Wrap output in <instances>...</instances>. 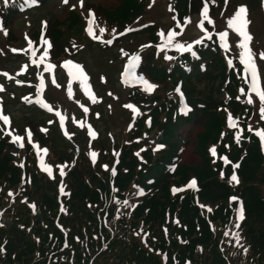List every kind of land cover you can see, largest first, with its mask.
I'll return each instance as SVG.
<instances>
[{"label":"rangeland","instance_id":"obj_1","mask_svg":"<svg viewBox=\"0 0 264 264\" xmlns=\"http://www.w3.org/2000/svg\"><path fill=\"white\" fill-rule=\"evenodd\" d=\"M42 1L41 3L43 4L39 6V10H32L26 15L7 16L14 11L0 14V20H3L6 28L8 25L10 29L7 28V30H10L9 33L12 35V37L9 35L7 38L5 30L3 35L0 34V49L6 50L8 53L6 58H4L3 54H0V73L7 72L15 79L25 81L24 84L17 85L14 79L9 80L0 75V84L4 80L3 85L6 89V91L0 92V101H2L4 113L13 120L12 128L20 134H23L25 127L30 128L33 133V140L40 146L49 149L48 154L44 156V160L53 166L55 179L49 178L42 171L35 150L30 145H26L25 148L21 149L10 141V137L0 132V140H3L5 144L4 149L0 150V188L6 193L12 191L16 198H21L20 193L22 191H32L31 182L34 180L36 182L34 186L38 189L37 193L53 198L57 205L56 197L62 195L59 192V188L63 186L66 195L71 196L75 182L82 180L87 184L90 191H98L101 195L100 207H102L107 202L104 196L112 193L110 191V182L115 177H111L110 173L104 171L101 165L108 164L110 167L115 165L122 181L124 177L130 175V181L126 185L127 189L122 191L123 189L121 188L123 194H119V199L121 201L128 199L129 202L135 204L134 208L130 207L129 209L132 214L141 205L144 198L150 199L152 195H154L153 198L159 200L162 198V189L155 187L148 193L142 190V195H133L135 200H130L129 193L134 191L133 185L142 184L139 174L141 172L144 175L148 174L155 164L159 163L165 167L166 163H168L169 170L166 175H168L167 186L170 185V187H168L167 192L170 197L176 195L180 198L177 201L176 209L173 210L176 211V217L167 225L166 221L169 217L170 207L167 209L164 207L163 210L165 209L164 214L166 216L160 213V217L152 227L142 222L133 226L129 224V228H127L129 233L125 239L128 245L142 247L143 251L148 256L155 258L158 264H164L162 255H158L157 252L167 254L168 262L176 253L173 243L175 246L191 252L189 238H191L192 242H200L201 240L199 235L200 227L198 226L193 227V233L187 236V239L184 238L183 241H186V243H182L172 235L173 233L185 232L187 234L189 232V225L185 221L183 222L184 224L181 223V220L197 219L185 206L187 203H191L190 206L196 209V205L200 202L199 194L193 195L189 191L199 186V180L195 174L201 168L202 158H204L208 161L210 168L219 172L218 178L228 185L229 194L222 201L221 214L219 216L216 215V203H213V200L206 202L211 207L215 205V207H212L213 212L214 210L215 212L210 213V219L218 220L213 221L212 229L209 232L210 239L204 244V254L202 255L201 252L193 248L192 256L194 257V262L192 264H264L261 259V253L264 251V222H262L264 217L259 212L253 211L249 203L247 204L244 201L230 202L231 196H234V194L239 195L244 182H242L237 169H235L239 182L229 183V178L233 174V167L225 164L220 159V157H223L221 146L226 132L231 130L236 134L241 129L238 121L237 128L229 129L226 127L227 114L220 108L218 103L219 98H224L223 90L225 85H236V95L240 97L238 100L239 104H241L239 107L241 109L240 112H245V110L250 112V118L246 123L247 128L251 125L253 129H264V120L260 119L258 98L252 94L253 103L248 104L247 96L241 95L239 91V89L244 88L247 92L250 86V77L243 70L238 71L234 61V66L229 68L227 58L221 55L222 59L211 63L213 67L211 71L203 73L200 78L192 76L186 80L174 79L173 76H170L172 69L179 65L178 59L188 52H179L174 47L158 52L156 48V45L162 42L157 35L161 30L165 32V35L169 30L181 32V35L177 36L175 40L184 44L202 39V43H194L192 49L205 45L209 42V39L205 37V32L212 36L215 30L214 24L217 26H219L220 22L221 24H226L229 16L224 18V21H221V15L231 14L232 16L235 9L239 6H246L247 19L250 21V30L248 31L253 37L250 46L253 52L257 54L260 84L261 87H264V62L258 58V54L264 51V0H261L255 9L248 8L244 0H227L226 4L225 0H211L210 2L189 0L186 16L180 25L176 20L172 19L174 14L168 5L170 0H128L129 4L126 5H120L121 0H83V7L81 8L80 3H77L75 11L71 10V5L76 4L75 2L79 0H69L68 4H65L63 0ZM2 3L5 6L7 4L6 2ZM150 4L152 5L151 7H149ZM86 10H91L94 13L96 24L107 29L103 35L106 39L112 38V28L117 30L122 28L124 30V28L130 27L137 31L119 36L121 41L117 42L113 47H106V45L98 44L93 40L94 43H91V39L85 32L87 26ZM206 17L210 18L213 24H208ZM44 21H48L49 25L41 24L39 26ZM201 24L204 26L203 31L200 27ZM79 27L80 29H77ZM42 29H45V31H42ZM76 29L77 31L75 32ZM24 32L34 42L35 46L39 45L43 33L44 38L48 39L53 46L50 49V60L54 64L59 65L63 60L70 59L67 55L77 52L75 55L76 59L73 61L84 66L90 76L93 90L97 96L102 97L100 103L91 104L80 91L79 85L73 83L74 99L80 100L81 103L90 108L88 117L85 119L86 124H91L96 129V132L100 133L92 141L89 138L86 140L82 137H77L78 133L71 140L67 139L63 136L59 126L45 123V121H48L47 118H49V116L43 114V112H47L46 110L35 104H25L21 100V97L26 95L34 97L36 92L34 86L38 83L37 73L43 72L42 65L38 69L30 63L27 56L22 59L21 55L9 50L10 46L21 47L23 45L21 39L26 44H24V48L27 46L25 36L23 35L22 37ZM97 34H99L98 29ZM237 39H239L238 36ZM227 41L231 47L236 46V42L229 40L228 37ZM73 42L77 47H83H80L79 51L66 52L65 49L67 47H69V50L73 49L72 47L70 48ZM143 44L150 46L141 49L140 46ZM121 48L129 55L139 54L141 56V61L134 71H138L139 74L144 75L149 81L158 85L154 92L151 94L141 90L134 92L131 90L140 87L123 86L121 73L127 62V57L122 56ZM237 50L239 49L237 48ZM42 52L43 48L38 47L37 59ZM165 52L173 59L165 60ZM189 56L196 58L192 54ZM72 57H74V54ZM25 63L29 65L28 70L17 75L21 65ZM44 75L47 87L43 90V97L69 118L66 121V127L69 132L74 133L76 129L83 130L84 137H88L86 128L80 129L72 123V116L77 120H81L84 115L81 113L82 110L79 106L73 100L67 98L68 77L66 70L59 66L55 69V78L57 83L61 85L60 88H56L51 84L47 73H44ZM100 76H104L107 82L101 83L99 80ZM239 76L242 77L236 79ZM178 85L180 86L179 93L175 90ZM109 91L118 99L108 96L107 93ZM181 99H185L186 105L199 106L197 110L201 108L203 111L198 113L196 110L195 114H187V116L191 115L189 119H178L177 114H175L173 117L174 123L179 120H187V124L184 122V125H179L175 129L176 135L174 134V138H172L170 135L172 136L173 133L171 131L166 132L160 125H164L166 112H181L179 110V101ZM125 103L136 105L142 113L136 118L131 131L128 130V125L132 122L129 110L122 107ZM109 105H111V110H109ZM202 112L210 114L216 119L213 133L215 136L205 134L203 127L205 119L199 116ZM96 113H100L99 118H97ZM153 113L157 118V122L153 118ZM241 114L243 116L244 113ZM50 116V120L58 124L57 118L52 113H50ZM233 117L238 118L236 115H233ZM148 120H150V125L146 123ZM42 127L48 129L47 133L40 131ZM245 131L243 134L248 135ZM222 133L223 136L221 135ZM241 133L242 131L240 135ZM128 141H131V143ZM157 145H163V147L157 148ZM213 147H215L217 152L216 157H213L210 152ZM141 149L143 151H140ZM93 150L99 153L95 165L92 164L89 157L90 151ZM113 150L118 152L119 155H113ZM137 152H139V156L136 155ZM260 152L262 163L257 167V173L258 176H264V150H262L261 144ZM14 153L16 154L14 155ZM4 157H8V163H5ZM21 164L24 166L21 167ZM60 164L67 165L65 168L66 174L63 178L60 177L59 170L55 167ZM219 166L221 170L217 171L216 169ZM157 172L159 171L155 170V174ZM221 172L224 174L223 178L221 177ZM192 179L196 180V185L195 187H188ZM146 184L147 181H144L143 186H146ZM244 185H247V183ZM164 187H166L165 184L162 188ZM173 187L183 190L173 193ZM261 187V191L255 188L254 190L264 201V184ZM139 190H141L140 186ZM187 195L191 196L189 198L190 201L186 200L188 198ZM162 201L164 200L162 199ZM1 203L5 207V202ZM9 204L13 205L14 202H9ZM150 205H152V202ZM18 206L17 211L23 209L22 205ZM118 206L120 207V205ZM241 206L244 218L239 222V229H236L234 227L235 217L237 210ZM37 208L35 211H37ZM60 208L57 205V209L54 208L50 212L56 211L57 213ZM28 209L32 212L30 208ZM181 213L186 216H181ZM221 215H223L222 219ZM177 218L179 219V224L176 223ZM162 225H167V228H164L167 229V234L161 229ZM186 227H188L187 230ZM141 228L144 232L150 234L148 247L135 234ZM225 231L239 232L240 243L243 248L248 249L247 254H244L243 248L234 247V241L229 243L230 237L224 236ZM5 232L0 227V235ZM74 243L79 244V241L75 240ZM149 247L157 252L149 251ZM218 257L222 260L221 262H218ZM89 259L92 261L94 258L89 255Z\"/></svg>","mask_w":264,"mask_h":264},{"label":"trees","instance_id":"obj_2","mask_svg":"<svg viewBox=\"0 0 264 264\" xmlns=\"http://www.w3.org/2000/svg\"><path fill=\"white\" fill-rule=\"evenodd\" d=\"M251 7L257 5L258 0H245ZM176 8L179 14L182 16L185 11L188 0H175ZM129 4L128 0H123L122 5ZM202 60L208 62H214L216 54L210 50H205L200 53ZM210 64H207V67ZM182 75V72H178ZM194 74L198 76L200 73L198 70H194ZM231 96H234L232 91ZM233 105V103H231ZM158 113V112H154ZM205 113V112H202ZM206 114V113H205ZM207 120L204 122L205 134L213 136L216 119L210 114H207ZM153 118L156 121V117L153 114ZM157 122V121H156ZM181 122L174 123L171 119V113H167V118L162 128L166 132L171 131L174 136V130ZM215 136V135H214ZM232 134L228 135L224 141V144L229 146V161L230 164H239V176L242 182L240 197L247 204L249 203L255 212H259L264 217V201L258 196L257 189L261 191V186L264 184V176H258L257 167L261 165L262 159L258 147V142L255 136H246L242 138L240 149L232 139ZM4 149V145L0 144V150ZM224 152V148L222 146ZM5 158V163L9 162L8 157ZM201 168L197 170L195 176L199 180L200 202L207 204L209 200H213L216 203V215L221 214V204L225 197L229 194L228 185L218 178V173L210 168L207 160L202 158ZM219 169V168H217ZM155 170L159 171L155 174ZM130 171V170H129ZM167 169L161 164H155L148 174L144 175L142 172L139 174L142 185L144 181L152 180L153 182L147 187V190L152 188L162 189V198L156 199L146 198L142 204L131 214L126 211L119 212V218L117 219V208L108 202L100 207L101 195L98 191H90L87 184L84 181L79 180L72 183L73 193L68 198H62L61 205L65 208L64 213L60 210L50 212L52 209H57V205L53 198L40 195L38 189L34 184V180L31 182L32 191L26 193L23 199H28L29 202H35L37 205V211L31 213L26 203H21L20 198H13L11 202V209L6 208L9 201L4 204L0 201V209L4 207L2 213V222L4 224L3 235H0V240L6 239V263L5 264H89V255L94 256L90 264H158L155 258L148 256L142 248L136 245H128L125 239L129 233L127 228L129 224L131 226L136 223L142 222L145 225H152L160 217V213L165 215V209L170 207L171 210L176 209V204L179 197L172 198L168 194V182L166 175ZM147 176V177H144ZM130 175L124 177L121 180V175L117 176V184L123 187L130 181ZM174 181V180H173ZM120 183V184H119ZM166 187L162 188L163 185ZM30 187V186H29ZM253 190H252V189ZM255 193H254V192ZM187 201H190L191 196L187 195ZM106 200L109 198L107 195ZM162 199L164 201H162ZM35 200V201H34ZM175 200V203L172 202ZM111 201V198H110ZM152 202V205L150 203ZM212 203V204H213ZM22 205L23 209L17 211L18 205ZM191 203H187L185 206L189 212L197 219L184 220L189 225V232L186 234L190 236L193 233V227H195V220L199 221V235L201 236L200 242L190 241L189 252L187 249L180 247L178 259L180 264H183L184 258L188 257L191 260V264L194 262L193 248L196 244L202 246V255L204 254L205 243L210 239V234L205 225L204 218H202L199 210L190 206ZM220 204V205H218ZM17 205V206H16ZM91 205V206H90ZM47 207V208H46ZM165 209L163 210V208ZM215 207V205H212ZM6 208V209H5ZM215 212V210H214ZM11 213V214H10ZM159 215V216H158ZM181 216H186L181 213ZM223 215H221V219ZM57 223L66 229L69 236L70 249L60 250L62 243V236L60 232L55 229L54 223ZM217 221L218 219H212ZM103 222H107L111 226L112 232H108L104 228ZM264 222V220L262 221ZM56 223V224H57ZM2 234V233H1ZM49 235L53 237L49 240ZM73 236H78L79 244L74 243ZM97 237V238H93ZM64 237V235H63ZM102 237L105 238V244L101 245ZM56 238V240H55ZM38 239V240H37ZM64 239H66L64 237ZM191 239V238H189ZM86 244V246H85ZM173 246L175 244L173 243ZM57 258V259H56ZM261 259L264 263V251L261 253ZM222 260L218 257V262Z\"/></svg>","mask_w":264,"mask_h":264},{"label":"snow or ice","instance_id":"obj_3","mask_svg":"<svg viewBox=\"0 0 264 264\" xmlns=\"http://www.w3.org/2000/svg\"><path fill=\"white\" fill-rule=\"evenodd\" d=\"M6 2V0H5ZM26 3H31V4H36L38 0H25ZM65 4H68L69 0H63ZM81 8L83 7V0H79ZM225 3H227V0H225ZM74 6V5H73ZM152 5L150 4L149 7ZM86 18H87V26L85 28L86 35L93 41H97L101 44H104L106 46H111L114 42V40L117 38V36H124L128 32L135 31L136 29L126 27L124 28L123 31H117L116 28L111 29V34L112 38L110 39H104L103 35L107 31L105 27H101L98 24L95 23L94 21V13L91 10H86ZM173 20H176V17H172ZM208 24H213V21L210 18H207ZM250 23V21L247 19V9L246 6H239L237 9H235L234 13L232 14L231 17H229L226 21L227 28L231 29L238 37L239 39L236 41V47L239 49V54H238V60L239 64L243 66V71L245 74H247L248 77H250V86L247 90L245 91L244 88L239 89L241 95H246L247 96V103L252 104L253 103V98L252 94H254L258 100H259V113H260V119L264 120V87H261L260 84V72L257 67V54L253 52L251 48V42L253 40L252 35L250 32L247 30V26ZM202 31L204 30L203 24L200 25ZM97 29L98 33L97 34ZM5 35L7 33L5 32ZM160 39L161 43L156 45L157 51H165L166 48H171L174 47L177 51L179 52H191L193 56L196 55L194 51H192L193 44H199L202 43V39H197L191 43L184 44L180 42H176L175 38L179 35H181V32H177L175 30H169L167 31L166 35L163 30H161L157 34ZM219 41L221 43V47L227 52L230 50L231 45L227 41L228 37V32L227 31H221L219 32ZM205 37L208 39H211V34L205 32ZM25 40L27 42V46L25 48L21 49H16L12 48L11 52L13 53H22L25 56L29 58V61L31 64L35 65L38 69L43 66V72H38L37 73V81L38 83L34 86L36 89L34 97L31 96H22L21 100L25 104H35L38 105L41 109L46 110L48 113H52L58 120V124L60 129L63 132V135L71 140L73 135L75 133H71L68 131L66 127V121L69 119L61 110H59L54 104L49 103L44 97H43V90L47 87L46 84V78L44 76V73L48 74V77L50 78L51 84L56 87L60 88L61 85L57 83L56 78H55V69L59 66L60 68L66 70L67 77H68V82H67V89H66V95L69 100H73L74 103H76L79 108L82 110L83 115L86 117L87 114L90 111V108L86 106L84 103H81L80 100L74 99V92H73V83H77L79 85L80 91L83 93V95L87 98L88 101H90L91 104H97L102 101V97L97 96L95 91L93 90V87L90 83V76L86 72L84 66L78 62H75L71 59H65L63 60L59 65L54 64L50 60V49L53 47L51 42L44 38L43 33L40 38V43L38 46L34 45V42L27 36L25 35ZM150 45L148 44H143L141 45V49L149 47ZM38 47L43 48V52L40 54L39 58L37 59V49ZM73 48H76L77 51H79L80 47H77V45L73 44ZM67 52L68 49H65ZM120 52L122 56L127 57V62L124 65L123 72L121 73V83L126 85V86H139L140 90L151 94L152 92L155 91V89L158 87L157 84L149 81L144 75L142 74H136L135 69L138 66L139 62L141 61V56L139 54H132L129 55V53L125 52L123 48L120 49ZM258 58L260 61L264 62V51L260 52L258 54ZM165 60H171L173 57L167 55L165 52L164 55ZM227 65L229 68H232L233 65V59L228 58L227 59ZM28 63H25L21 65L19 72L17 75H20L22 73H25L28 70ZM0 75H3L4 77L8 78L9 80H15V83L17 85H22L25 83V81L20 80V79H15V77H12L9 75L7 72L0 73ZM99 80L101 83H106V78L104 76H100ZM30 84V82H29ZM178 93L180 92V86L178 85L177 88L175 89ZM6 91L5 87L3 84H0V92ZM108 96L112 97L113 99H118V97L114 96V94L109 91L107 93ZM182 95V93H181ZM237 99L239 100L240 97L237 96ZM109 110H111V105L108 106ZM122 107L126 110H129L130 113V119L131 123L128 125V130L131 131L133 124L135 123V120L138 116L142 115L140 112V109L132 104V103H125L122 105ZM183 111V109H182ZM225 111L226 115V127L229 129L232 128H237V121L238 118L233 117V115L228 112V109L225 108L223 109ZM186 114V113H185ZM97 118H99V113H96ZM49 124L54 123L53 120L48 121ZM72 123L75 124L78 128L84 129L86 128L87 130V136L91 139H95L98 136V133L95 131L93 126L91 124H86L85 120H77L75 117H72ZM150 125V120L146 121ZM0 124H2L4 127L0 128V132H3L5 135L10 137V141L13 144H16L19 148L23 149L25 148L26 145H30L32 149L35 150L36 156L39 160V166L42 169L43 172H45L49 178L55 179L54 176V171H53V166L46 163L44 160V156H46L49 152V149L47 147H42L40 146L37 142L33 140V133L30 128L25 127L23 129V134L18 133L14 128H12V121L11 117L7 114L4 113L3 109V104L2 101H0ZM41 132L47 133L48 129L42 127L40 129ZM243 131L242 129L238 130L235 135V140L236 143L240 142V132ZM248 131L249 132H254V134L259 137L260 144L262 150H264V129H253L251 125L248 126ZM111 135V134H109ZM223 136V133L221 134ZM131 143V141H128ZM157 148H162L163 145H157ZM140 151H143L141 149ZM210 152L213 157L217 156V152L215 147L210 149ZM16 153H14L15 155ZM113 155L118 156L119 153L113 150ZM137 156H139V152L136 153ZM99 153L97 151H90L89 157L93 165L96 164L97 159H98ZM220 159L223 160L225 164H229L230 161L227 156L220 157ZM118 163V161H116ZM21 167L24 165L21 164ZM56 169L59 170V175L61 178L65 176V168L67 167L66 164H60L55 166ZM102 169L106 172H109L111 177H116L117 176V168L115 165L109 166L108 164H103L101 165ZM239 167V164H233V174L229 178V183L235 182L238 183V177L235 173V169ZM223 172H221V177L223 178ZM196 185V180L192 179L189 182L188 187H195ZM133 192L130 193L129 195H142L143 192L142 190H139V186L133 185ZM183 189H177L173 188L172 192L176 193L179 191H182ZM110 191L114 194L113 195V200L114 203L117 205H121L124 208H129L135 207V204H130L128 199H124L121 201L119 198H117V195L119 193V188L112 183L110 186ZM59 192L62 194H65V189L63 186L59 188ZM9 197H13L14 193L12 191H9L7 193ZM238 198L235 196L230 197V202L231 201H237ZM22 203H26L28 207L32 209V211L35 213L36 210V205L34 203H28L27 199L22 201ZM91 206V205H90ZM201 207H205L204 205H201ZM61 212H64L65 209L63 207L60 208ZM208 212H211L212 209L209 207L207 209ZM117 216L116 218H119V209H117ZM244 214H243V208L242 206L237 210V214L235 217V223L234 227L236 229H239L240 227V221L243 220ZM177 224H179V221H176ZM165 234H167V229H164ZM138 237L141 238L142 243L145 244L146 247H148V238H149V233L144 232L143 229H139L135 233ZM225 237H230L229 243H232L233 241L235 242L233 244L234 247L238 248H243V245L240 243V236L238 231H225L224 232ZM97 238V237H93ZM77 241H79V237H76ZM182 243H186V241H181ZM65 247H68L67 243L64 245ZM0 251H3V248H0ZM149 251H153L151 247H149ZM202 251V249H201ZM248 249L243 248L244 254H247ZM158 255H162L164 264H167V254L165 253H160L157 252ZM185 264H190V262H185Z\"/></svg>","mask_w":264,"mask_h":264}]
</instances>
